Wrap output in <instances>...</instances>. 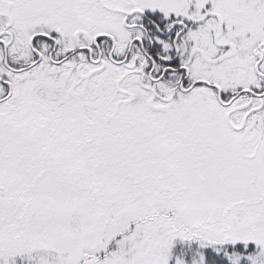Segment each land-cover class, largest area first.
<instances>
[{
  "label": "snow or ice",
  "instance_id": "obj_1",
  "mask_svg": "<svg viewBox=\"0 0 264 264\" xmlns=\"http://www.w3.org/2000/svg\"><path fill=\"white\" fill-rule=\"evenodd\" d=\"M0 264H264V0H0Z\"/></svg>",
  "mask_w": 264,
  "mask_h": 264
}]
</instances>
